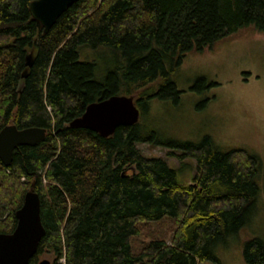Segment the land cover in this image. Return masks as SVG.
Listing matches in <instances>:
<instances>
[{
    "label": "trees",
    "instance_id": "trees-1",
    "mask_svg": "<svg viewBox=\"0 0 264 264\" xmlns=\"http://www.w3.org/2000/svg\"><path fill=\"white\" fill-rule=\"evenodd\" d=\"M34 0H0V130L47 129L46 139L22 145L12 162L0 159V233H11L16 210L33 188L46 233L28 264H221L217 245L250 220L260 193V159L238 146L161 140L139 122L104 137L70 122L87 105L123 90L148 112L152 98L178 103L173 72L245 28L264 32V0H78L48 32L37 26ZM82 47L114 56L103 80ZM31 54L32 65L26 64ZM179 146L197 172L191 184L137 144ZM171 217V243L153 239L134 250L142 226ZM245 264H264V241L243 244Z\"/></svg>",
    "mask_w": 264,
    "mask_h": 264
},
{
    "label": "rangeland",
    "instance_id": "rangeland-1",
    "mask_svg": "<svg viewBox=\"0 0 264 264\" xmlns=\"http://www.w3.org/2000/svg\"><path fill=\"white\" fill-rule=\"evenodd\" d=\"M79 58L95 62L96 77L101 80L115 59L106 49L90 47L80 48ZM172 78L180 91L178 103L150 99L146 104L148 112L140 108V124L154 130L161 140L200 142L210 136L217 145L243 147L260 159V193L255 210L238 233L228 236L215 249L221 264H245L243 244L252 238L264 241V32L245 28L218 41L212 48L192 51ZM119 94H124L123 90ZM137 146L147 157L166 160L177 171L180 182H193L196 160L181 157V147L147 142ZM175 229L176 224L169 216L145 223L141 234L132 238V246L139 250L153 239L171 243ZM44 258L52 261L49 255ZM60 263L65 264V259L61 258ZM199 264L218 263L205 260Z\"/></svg>",
    "mask_w": 264,
    "mask_h": 264
},
{
    "label": "water",
    "instance_id": "water-1",
    "mask_svg": "<svg viewBox=\"0 0 264 264\" xmlns=\"http://www.w3.org/2000/svg\"><path fill=\"white\" fill-rule=\"evenodd\" d=\"M78 0H34L30 11L37 26L48 32L57 19ZM32 65L31 54L26 59ZM141 110L134 95L114 94L87 105L84 113L70 122L72 127H85L101 136L112 135L120 125L131 126L140 121ZM47 129L37 126L19 128L8 124L0 130V159L12 162L13 152L22 145H36L46 139ZM17 224L11 233H0V264H28L37 252L46 230L41 217L40 195L30 188L22 206L16 210ZM39 264H52L47 258Z\"/></svg>",
    "mask_w": 264,
    "mask_h": 264
}]
</instances>
